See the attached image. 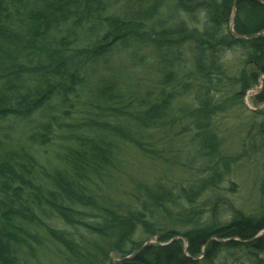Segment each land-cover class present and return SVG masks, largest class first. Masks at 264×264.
<instances>
[{"label": "trees", "instance_id": "1", "mask_svg": "<svg viewBox=\"0 0 264 264\" xmlns=\"http://www.w3.org/2000/svg\"><path fill=\"white\" fill-rule=\"evenodd\" d=\"M103 1L0 0V121L29 116L54 97L60 106L80 95L87 104L84 113L71 117L61 131L66 144L59 167L41 169L29 150L9 147L6 131L0 132V264H21L36 253L39 232L75 256L67 259L72 264H113L111 254L118 258L115 264H215L219 250L233 248L247 249L253 255L248 256L250 264H264L259 255L264 253V236L259 234L264 230V205L257 213L239 210L225 223L214 219L184 231L162 230V222L151 221L163 211L170 216L173 208L180 209L181 218L192 215L181 221H198L193 206L197 199L214 193L231 166L248 159L245 149L235 156L220 152L222 138L215 119L241 105L251 82L264 75V4L178 0L175 8L188 13L192 10L185 4L201 6L204 16L198 31L184 19L166 29L147 25L157 14L159 0L127 18L104 14ZM234 3L233 31L247 39L236 37L228 27ZM76 28L87 29L94 37L91 48L74 47ZM114 44H133V53L128 54L137 55L136 50L147 47L154 53L151 61L138 60L136 69L153 70L150 76L144 74L138 91L110 82L103 86L100 78L90 82L84 70L87 62ZM183 45L189 57L182 52ZM231 47L243 49L246 69L235 81L240 88L223 99L215 86L221 83L222 51ZM256 100L264 102V79ZM251 112L262 152L264 109ZM39 128L40 133L28 137L32 144L49 141L50 123ZM124 145L163 163L182 164L186 170L198 161L202 171L196 170L186 186L138 179L126 191L113 193L103 186L125 163ZM186 145L193 150L182 162L181 148ZM260 190L264 192V183ZM94 212L100 219L84 220L83 215ZM51 216L71 228H83L91 241L54 229L47 222ZM139 227L147 238L157 235L161 243L133 240ZM176 236L180 238L170 240Z\"/></svg>", "mask_w": 264, "mask_h": 264}, {"label": "rangeland", "instance_id": "2", "mask_svg": "<svg viewBox=\"0 0 264 264\" xmlns=\"http://www.w3.org/2000/svg\"><path fill=\"white\" fill-rule=\"evenodd\" d=\"M153 0H104L102 3H106L107 11L104 14L109 16H119V17H134L131 14L144 13L148 7L152 4ZM178 0H159V7L157 14L154 18L147 22V25H157L156 30L163 28H170V25H176L181 19L188 27H196L198 31L202 29L203 12L201 6H196L192 3L185 4V7L192 10L188 13L184 9L175 8ZM158 6V5H157ZM175 8V9H174ZM195 16V17H194ZM235 16V14H234ZM231 18L228 27L234 22V18ZM159 21L161 22L159 24ZM146 22V21H145ZM159 25V26H158ZM165 26V27H164ZM87 29L76 28L75 41L76 45L74 47L83 48L89 46L91 40L94 37L87 34ZM104 32H101L99 36ZM95 36V35H94ZM116 43V42H115ZM131 50V51H130ZM133 53V44L127 45L114 44L111 49L106 51L100 57H94L87 62L85 67L86 74L90 82L94 83L97 79L105 80L102 85H106L110 82L113 85H119L121 88L131 87L135 91H138L139 83L143 84L144 74L150 76V70L147 68V72L143 69H136L137 64L140 62L138 60H152L154 53L147 48H140L137 51V55L128 54L125 52ZM182 52L186 57H189V52L187 50V45H183ZM133 55V56H132ZM221 61L223 62V73L220 75V82L218 86H215L218 90L217 95L226 99L234 89H239L240 84H235L237 77L243 68L244 62V51L239 47H231L222 51ZM96 65L94 66L95 62ZM149 62V61H148ZM249 64V68H250ZM112 78V79H110ZM147 78V77H146ZM264 79V75H260L256 82H251L250 87L247 89L242 104L236 107H232L226 112L220 113L216 119L215 124L219 127V136L222 138V145L220 147V152L222 154H235L241 152L245 149L248 155L247 160H242L239 165L233 167L231 166L230 172L220 183L218 189L214 193H205L203 196L197 199L196 203L193 205L197 208L196 222L186 223L184 219L191 218L192 215L188 214L186 217L181 218L178 216L179 208L170 209L169 215L166 212H162L156 215V219L152 218V222H162V230L175 229L177 231H184L185 229L191 227L192 225H202L209 222L210 220H218L219 223H225L227 219H230L234 213H238L242 210L246 214L257 213L262 205H264V192L260 190V184L264 183V151H259V140L256 135V125H251L254 115L251 111H258L264 109V102H258L256 100V95L260 91L259 81ZM111 80V81H109ZM258 87V89H257ZM74 98V97H73ZM72 98V99H73ZM58 98L54 97L52 100L43 107L42 110H37L31 112L29 116L24 118L9 117L6 120L0 121V125L7 134V145L9 147L29 150L32 155L35 156L39 167L49 168L59 167L60 160L59 156L64 152L65 149V134L61 132L66 126V122H72L75 114L78 116L82 112V109L87 106L85 100L80 95L78 102L76 100H69L67 105L60 106L57 103ZM73 106H70L72 105ZM48 106V107H47ZM46 111V112H44ZM51 115L52 119L48 120L47 115ZM73 117V118H71ZM41 123H50L51 134H49V141L42 143H31L28 137L31 134L37 135L40 133L39 126ZM77 130V128H74ZM257 137V139H255ZM44 140V138H43ZM259 145V146H258ZM187 146V149H182L183 153H180L182 157V162L188 160L190 157L189 149L193 150L192 147ZM121 156L124 159V164L120 165V171L116 173L115 178L112 174L110 179H107V183L103 188L108 191H114L113 193H121L126 191L132 184H134L138 179L147 182H155L159 179L169 181V183H176V186H186L187 183L195 178L198 173L196 170H201L198 167V161L194 164L188 165V170L184 169L182 164L163 163L158 160H154L145 156V154L139 152L137 149L130 145H124L121 150ZM209 166L211 164H208ZM199 168V169H197ZM207 168V166L205 167ZM111 185H110V184ZM114 187L113 189H111ZM107 188V189H106ZM216 203H218L216 205ZM201 207V208H200ZM190 208V206H188ZM84 220L87 222H94L100 219L98 212L94 214L83 215ZM179 218V220H177ZM48 223L53 224L54 229L59 231H72V235L76 238H81L91 241L92 236L87 233L83 228L78 226L71 228V226L66 225L60 219L53 216L48 218ZM156 220V221H155ZM215 220V221H216ZM74 229V230H72ZM33 234V233H32ZM260 235L264 236V230H262ZM39 235V236H37ZM36 236L40 241V245L34 244V250L36 253L31 254L23 258L21 264H72L68 263L67 259L75 260V256L66 253L65 249L58 244L49 242L43 236L47 237L45 233L39 232ZM147 234L142 228H137L133 240H137L139 243L143 241L144 244L149 243H161L158 242L157 235L147 238ZM180 236L171 238L170 240L179 239ZM44 242H43V241ZM225 240V239H223ZM83 242L82 245H84ZM143 244V245H144ZM214 259L215 264H250L251 253L245 248H233V249H221L216 253ZM264 257V253L259 254ZM250 256V257H248ZM113 258L112 263L115 264L118 258L111 254ZM208 264V263H202Z\"/></svg>", "mask_w": 264, "mask_h": 264}, {"label": "water", "instance_id": "3", "mask_svg": "<svg viewBox=\"0 0 264 264\" xmlns=\"http://www.w3.org/2000/svg\"><path fill=\"white\" fill-rule=\"evenodd\" d=\"M258 1H260V2H262L264 4V1L263 0H258ZM234 14H235V3L233 4V8H232V17L234 16ZM229 29H230L231 33L233 35H235L236 37L243 38V39H247L245 36L239 35V34H237V33H235L233 31V24H231V27ZM262 86H263V81L261 82L260 89L262 88Z\"/></svg>", "mask_w": 264, "mask_h": 264}, {"label": "bare ground", "instance_id": "4", "mask_svg": "<svg viewBox=\"0 0 264 264\" xmlns=\"http://www.w3.org/2000/svg\"><path fill=\"white\" fill-rule=\"evenodd\" d=\"M260 83H259V86L258 87H260V84H261V82H262V79H260V81H259ZM258 87H257V89H258Z\"/></svg>", "mask_w": 264, "mask_h": 264}]
</instances>
